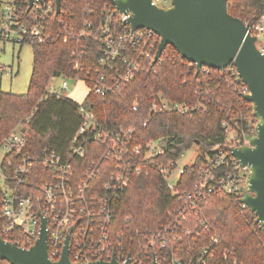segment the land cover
<instances>
[{"label": "built area", "instance_id": "obj_1", "mask_svg": "<svg viewBox=\"0 0 264 264\" xmlns=\"http://www.w3.org/2000/svg\"><path fill=\"white\" fill-rule=\"evenodd\" d=\"M114 1L105 0L101 13L103 19L96 32L90 21L79 32L61 23L66 36L97 38L100 44L95 73L90 72L83 78H63L81 81L87 85L89 94L102 97L125 88L148 65L153 66L160 44V37L153 31H133L129 24L130 14H121ZM152 1L164 8L158 3L171 5L172 0ZM59 15L56 0H36L32 6L30 0H0V41L20 45L45 44L51 40V21ZM246 25L251 35L258 38L257 48L264 54V15L259 23ZM75 67L81 68L78 59ZM210 69L203 67L201 71L209 73ZM234 72L237 78L228 82L244 99L251 94L250 90L236 68ZM67 91L68 84L64 82L61 90H49V93L67 97ZM79 105L83 124L65 155L55 149L33 150L23 125L1 143L2 238L11 244L17 243L20 248L30 249L40 238L44 219L53 261L61 259L68 238L69 257L73 264L111 262L113 259L120 264L128 261L130 264H209L214 260L215 248L220 242L218 234L215 233L209 247L205 246L201 251L185 249L184 244L191 240L196 247L206 234L213 232L203 213L211 196H232L243 211L249 209L242 200L248 193L250 169L240 164L233 150L251 147L257 138L259 120L254 112L251 116L240 114L223 122L227 146L207 156L198 168L193 187L181 190L179 183L187 168L195 165L199 152L191 165L181 164L185 152L165 165H154L150 161L164 153L159 142L135 144L133 129L111 131L99 124L83 103ZM200 107L158 96L153 102L152 114L187 115ZM138 109L136 104L134 110ZM99 150L103 152L99 160L88 164V156L96 155ZM147 168L158 169L181 205L174 212L173 223L146 236L141 251L132 254L124 247L125 235L115 234L116 207L130 186L131 176H141ZM105 174L107 178L99 182ZM258 225L264 227L263 222Z\"/></svg>", "mask_w": 264, "mask_h": 264}, {"label": "trees", "instance_id": "obj_2", "mask_svg": "<svg viewBox=\"0 0 264 264\" xmlns=\"http://www.w3.org/2000/svg\"><path fill=\"white\" fill-rule=\"evenodd\" d=\"M104 4L105 0H64L60 15L51 21V40L45 44L30 43L34 69L29 92L21 96L0 91V145L23 125L33 150L55 149L64 155L69 151L83 124L80 105L68 97L50 94L49 86L54 78H83L95 73L100 44L97 38L66 36L61 23L79 32L90 21L96 32L103 19ZM227 10L246 24H257L264 15V0H229ZM77 59L79 70L75 67ZM234 69L230 66L222 71L198 73L194 64L168 46L158 63L148 65L125 88L104 97L90 93L83 106L111 131L133 129L135 144L159 142L164 153L150 161L154 165H165L197 146L199 157L195 165L187 168L178 186L186 190L195 184L204 159L227 146L223 122L240 114L253 115L252 104L228 82L237 78ZM158 96L201 107L187 115H153V102ZM136 104L138 111L134 110ZM101 154L99 150L96 155H89L88 164L99 160ZM148 170L141 176H131L130 186L116 207L115 234L125 235L124 247L132 254L141 251L146 236L173 223L174 212L181 205L158 169ZM203 213L213 232L206 234L196 247L191 240L185 241V249L201 251L209 247L216 233L220 242L215 248L216 258L209 264H264V227L256 224L254 213L243 211L234 197L222 194L211 196ZM0 264L9 263L0 259Z\"/></svg>", "mask_w": 264, "mask_h": 264}, {"label": "water", "instance_id": "obj_3", "mask_svg": "<svg viewBox=\"0 0 264 264\" xmlns=\"http://www.w3.org/2000/svg\"><path fill=\"white\" fill-rule=\"evenodd\" d=\"M35 1L30 0V5ZM63 1L56 0L58 14ZM228 1L172 0L169 8H160L152 0H115L113 4L121 14H130L133 31L147 29L160 37L154 64L171 46L184 60L194 64L198 73L203 67L222 71L233 65L248 86L251 94L244 96V100L252 104L254 116L259 120L258 136L251 147L234 149L233 154L243 167L250 169L248 193L242 203L256 214L258 224L264 223V54L257 48L258 38L251 35L249 27L228 13ZM68 243L69 238L61 259L51 260L43 219L40 238L30 249L6 242L0 235V259L9 264H73ZM90 264L120 263L113 259Z\"/></svg>", "mask_w": 264, "mask_h": 264}, {"label": "rangeland", "instance_id": "obj_4", "mask_svg": "<svg viewBox=\"0 0 264 264\" xmlns=\"http://www.w3.org/2000/svg\"><path fill=\"white\" fill-rule=\"evenodd\" d=\"M161 7L169 8L170 4L158 3ZM263 39H260L262 42ZM34 69V49L32 44H14L0 41V91L15 95H26L29 92L30 82ZM67 82L68 91L65 95L78 104L84 103L89 95L86 84L76 79L54 78L49 90H61L63 83ZM199 148L193 147L185 152L182 165L194 163Z\"/></svg>", "mask_w": 264, "mask_h": 264}]
</instances>
